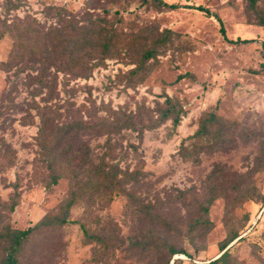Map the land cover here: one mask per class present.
I'll use <instances>...</instances> for the list:
<instances>
[{
	"label": "rangeland",
	"instance_id": "rangeland-1",
	"mask_svg": "<svg viewBox=\"0 0 264 264\" xmlns=\"http://www.w3.org/2000/svg\"><path fill=\"white\" fill-rule=\"evenodd\" d=\"M164 1L206 11L0 0V226L46 219L22 264H208L233 233L230 264H264V0ZM54 30L111 42L54 65ZM167 98L176 127L160 123ZM207 202L211 228L195 229Z\"/></svg>",
	"mask_w": 264,
	"mask_h": 264
},
{
	"label": "trees",
	"instance_id": "trees-1",
	"mask_svg": "<svg viewBox=\"0 0 264 264\" xmlns=\"http://www.w3.org/2000/svg\"><path fill=\"white\" fill-rule=\"evenodd\" d=\"M248 1H249L251 8L256 7L257 0H248ZM146 2L152 3L154 8L160 9V10H176V9L184 7V8L196 9L199 11H206L204 8H201V7L194 8V7H187V6H179L177 4H168L164 0H146ZM262 25L264 26V23ZM54 31L56 34L53 35L54 38L52 41V47L50 49L51 54H48V52L45 51L41 56L44 59L46 58L47 60H50V61L45 60L46 62L53 63L55 65V62L60 61L68 52L70 55H72L73 47L78 49V47L80 48V45H79V42L73 41V44H72L69 40H66L67 38H65L62 35L61 31L59 30H54ZM222 32H223V35L225 36L226 33H225L224 28H222ZM101 37H102V34L96 36L94 39L88 38V40H85L84 43L81 44L80 49H84L85 47L90 46L92 48L93 53L98 51V49H100L101 54L106 52L108 50V47L111 41L109 40V41H106V42L104 41L101 43L99 41ZM156 41L157 43H164L166 39L165 40L163 38L155 39L154 44L156 43ZM229 42L237 43V44H247V43H250L251 40H237V41H229ZM70 46H72L71 50H69ZM263 47H264V44H263ZM156 51H157V48L154 45L152 48L146 50L144 54V60L155 56ZM180 78H182V76ZM167 103H168V108L162 113L161 118H160V123L162 124V123H165V121L167 120H171L173 125L176 127L180 124L183 115L181 114V112L175 111L171 103V99L167 98ZM52 169H53V166H52ZM115 176H116V171L114 170H112V176H108V173H106L104 170H101V176L100 177L97 176V179H98V182H105L107 180H110V182H115L113 180ZM212 179H213V175H212ZM75 200H76V197L73 196L71 201L67 204L68 208L74 205ZM208 203L210 202H207V205L202 207V214L196 220L195 225H194L195 229L208 230L211 228L212 223L207 218L209 215V208H210V204ZM17 205H18V202L15 197L13 198L9 206L10 211L13 212ZM58 220H57L58 223H65L67 221L66 218L61 219L59 221ZM52 221L54 222V220ZM42 225H46V219L39 222L35 227L29 228L27 230L13 229L9 224L0 226V247L2 251V257L0 258V264H22L21 255L24 250V246L27 240L29 239V236L31 235V233L34 231L35 228L40 227ZM168 227H169V224H168ZM82 228H83V232H84V235L87 241L96 242L97 244L104 245L103 247L105 248L106 242L104 241L102 236H100L99 234L91 233L84 226H82ZM238 238H239L238 233L230 234L226 238V240L223 242V244L221 245L220 255L215 260L210 261L208 264H230V260H231L230 249L233 246V243ZM156 244H157V250L159 252L165 247V249L170 251L171 256H178V255L179 256H183V255L189 256L188 252H186L185 250H179L174 245H169L166 242H162L159 240Z\"/></svg>",
	"mask_w": 264,
	"mask_h": 264
}]
</instances>
